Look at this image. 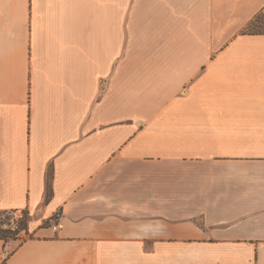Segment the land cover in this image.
I'll return each mask as SVG.
<instances>
[{
    "label": "crops",
    "instance_id": "crops-1",
    "mask_svg": "<svg viewBox=\"0 0 264 264\" xmlns=\"http://www.w3.org/2000/svg\"><path fill=\"white\" fill-rule=\"evenodd\" d=\"M261 11L0 0V264H264Z\"/></svg>",
    "mask_w": 264,
    "mask_h": 264
},
{
    "label": "trees",
    "instance_id": "trees-1",
    "mask_svg": "<svg viewBox=\"0 0 264 264\" xmlns=\"http://www.w3.org/2000/svg\"><path fill=\"white\" fill-rule=\"evenodd\" d=\"M255 22H258V25H255ZM258 27V30H250L249 28ZM241 34H264V12L257 13L251 21L241 30ZM52 178H53V169L50 166L47 170L46 176V190H45V202H48L52 196ZM7 218V217H6ZM3 220L0 219V223ZM28 215L27 212L24 213V217L20 220H17V225L15 228H0V239L6 242L8 239L17 238L19 232L27 229ZM2 264H5V259Z\"/></svg>",
    "mask_w": 264,
    "mask_h": 264
},
{
    "label": "rangeland",
    "instance_id": "rangeland-1",
    "mask_svg": "<svg viewBox=\"0 0 264 264\" xmlns=\"http://www.w3.org/2000/svg\"><path fill=\"white\" fill-rule=\"evenodd\" d=\"M259 23L258 22H255V25H258ZM250 30H258V27H251V28H249ZM4 211H2V212H0V219L1 220H3V217H2V213H3ZM26 211H23V210H21V211H16L15 212V214L17 215L16 216V219L17 220H20L22 217H24V213H25ZM23 213V214H22ZM28 215V214H27ZM6 218V217H5ZM16 219H14V222H10V225H9V227H8V220L7 221H4L2 224L0 223V228H4L3 227V224L4 223H7L6 224V228H4V229H7V228H11V229H13V228H15V226L17 225V220ZM50 225H52V223L50 224ZM24 230H22L21 232H19V235H18V237L17 238H20V239H25L26 237H27V235L23 232ZM17 238H14V239H17ZM9 240H12V239H8L7 241H9ZM6 241V242H7Z\"/></svg>",
    "mask_w": 264,
    "mask_h": 264
},
{
    "label": "built area",
    "instance_id": "built-area-1",
    "mask_svg": "<svg viewBox=\"0 0 264 264\" xmlns=\"http://www.w3.org/2000/svg\"><path fill=\"white\" fill-rule=\"evenodd\" d=\"M15 212L16 211H14V210H8V211H4L2 214V217H3V221H2V223L4 222V221H7L8 220V227H9V225H10V222H14V219H16V214H15ZM23 214V213H22ZM5 217H7V218H5ZM17 220V219H16ZM1 223V224H2ZM6 224L7 223H4L3 224V227L4 228H6L7 226H6ZM61 225H60V223L58 222V221H56V222H54L52 225H51V227L53 228V229H56V228H59Z\"/></svg>",
    "mask_w": 264,
    "mask_h": 264
}]
</instances>
